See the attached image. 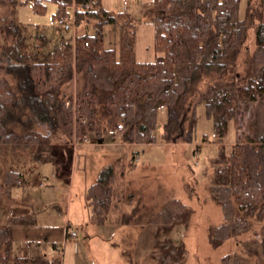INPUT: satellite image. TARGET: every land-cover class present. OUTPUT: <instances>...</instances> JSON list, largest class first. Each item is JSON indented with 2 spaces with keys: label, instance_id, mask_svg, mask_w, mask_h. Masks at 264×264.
Instances as JSON below:
<instances>
[{
  "label": "trees",
  "instance_id": "obj_1",
  "mask_svg": "<svg viewBox=\"0 0 264 264\" xmlns=\"http://www.w3.org/2000/svg\"><path fill=\"white\" fill-rule=\"evenodd\" d=\"M23 1L39 14L54 3L53 20L73 12L75 28L90 24L94 34L82 30L51 45L38 28L29 33L17 20ZM23 1L0 0V159L7 198L12 188L28 186L35 166L54 165V144L61 137L73 143L114 136L123 144H152L157 112L164 106L161 141L191 143L196 109L203 103L217 143L207 192L222 215L221 223L208 228L209 246L219 248L254 223L264 227V0H245L243 17L241 0H151L118 13L100 0ZM141 22L153 26L151 62L136 59ZM105 25L117 28V49L104 48ZM72 81L75 91L65 94ZM230 124L234 142L227 147ZM134 157L128 167L134 166ZM125 167L103 166L87 188L91 220L148 225L154 237L151 262L184 264V245L170 233L179 226L186 229L194 209L170 198L155 212L143 214L136 204L124 210L135 199L116 186ZM32 221L28 213L13 214L0 227V264H36L34 257H12L8 236L10 227ZM261 248L264 252V241ZM252 255L260 256L250 249V260ZM38 259L39 264H60L59 256ZM222 262L244 264L229 255Z\"/></svg>",
  "mask_w": 264,
  "mask_h": 264
},
{
  "label": "rangeland",
  "instance_id": "obj_2",
  "mask_svg": "<svg viewBox=\"0 0 264 264\" xmlns=\"http://www.w3.org/2000/svg\"><path fill=\"white\" fill-rule=\"evenodd\" d=\"M149 1L126 0L125 7L128 5L133 12L135 5ZM244 8L245 0H241L240 17L244 15ZM55 11V4L48 2L43 13H34L30 2L23 1L17 7L16 18L28 27L29 33L38 28L54 45L61 38L74 36L72 26L64 31L53 20ZM86 28L87 35L92 36V26L87 25ZM80 32L82 29L76 33ZM136 36L137 60L153 61V26L147 22L139 23ZM252 37L250 31L248 44L251 48ZM76 87V81H72L64 87L63 92L70 94ZM165 118L166 109L162 106L157 112L156 139L152 144H122L114 136L89 137L87 144H74L66 138H59L54 144L57 156L54 165L44 163L35 166L31 175L27 176L28 186L12 188L8 194L11 199L5 196L1 185L4 165L0 159V227L6 226L10 215L21 214L20 211L27 208L35 214L36 223L66 227L68 232L74 230L77 233V236L59 243L58 249H52L54 255L60 257V264H63L64 249L69 242L77 245H68L64 264H154L149 258L154 245L150 226L97 225L90 218L87 188L96 180L103 166L115 163L118 168L123 165L127 168L122 170L123 175L117 179L116 186L135 196L132 205L125 203L124 210H130L136 204L139 209L142 208L143 214L155 212L170 198L180 199L194 209L189 226L184 230L183 227H176L170 233L175 242L181 241L184 245V264H223L222 259L226 255L237 256L243 259L244 264H264L261 248L264 227L260 223H254L249 231L227 240L217 249L209 246L208 228L221 223L222 215L219 206L207 192L211 176L209 162L217 152V143L213 140L212 120L206 116L204 104H199L196 109V129L191 143H163L160 133ZM233 142L234 129L230 124L225 144L229 147ZM132 156H135L134 166L128 167ZM40 182L45 185L40 186ZM17 198L26 200L21 203ZM250 249L261 257L252 255L250 260ZM69 253H74L77 258L69 259Z\"/></svg>",
  "mask_w": 264,
  "mask_h": 264
},
{
  "label": "crops",
  "instance_id": "obj_3",
  "mask_svg": "<svg viewBox=\"0 0 264 264\" xmlns=\"http://www.w3.org/2000/svg\"><path fill=\"white\" fill-rule=\"evenodd\" d=\"M102 6L114 13L121 12L125 9L126 0H100ZM90 25V24H87ZM82 29L86 32V26ZM111 26V25H110ZM105 25L103 28V46L105 49H117L118 39H117V28L112 25ZM106 29V30H105ZM137 29V28H136ZM74 35L77 34L79 28H74ZM105 30V32H104ZM137 37V36H136ZM137 56V52H136ZM137 59V57H136ZM138 61V60H137ZM123 144V143H122ZM132 145V144H129ZM18 199V198H17ZM21 203H24L26 198L18 199ZM35 202V201H33ZM21 214L28 213L33 215L32 223L23 226H12L9 228V245L12 257L18 258H36V264H39L38 258H52L54 257V251L52 249H58L59 243L66 242L67 228L61 226H53L47 224L36 223L35 214L29 209H23L20 211ZM75 232L74 230H71ZM75 236L77 233L75 232ZM69 246H76V243H67L64 249V259L65 262L66 248ZM75 252V251H74ZM77 258L76 255L69 253V259ZM89 264V262H88Z\"/></svg>",
  "mask_w": 264,
  "mask_h": 264
},
{
  "label": "built area",
  "instance_id": "obj_4",
  "mask_svg": "<svg viewBox=\"0 0 264 264\" xmlns=\"http://www.w3.org/2000/svg\"><path fill=\"white\" fill-rule=\"evenodd\" d=\"M87 7L88 6L86 5L85 8H87ZM57 22L62 27V29L64 31L69 30L71 28V26H72L73 29L75 28L73 12H71V14L69 16H66V17L62 18V19L58 20ZM89 141H90V139H89V137H87L85 139L75 141L74 144H78L79 142H83V143L87 144ZM39 185L43 186V185H45V183L44 182H40ZM75 235L76 234L73 231L68 232V238L69 237H74Z\"/></svg>",
  "mask_w": 264,
  "mask_h": 264
}]
</instances>
